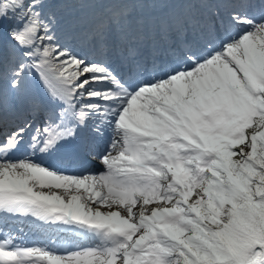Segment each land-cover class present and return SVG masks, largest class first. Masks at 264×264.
I'll use <instances>...</instances> for the list:
<instances>
[{"label": "snow or ice", "instance_id": "snow-or-ice-1", "mask_svg": "<svg viewBox=\"0 0 264 264\" xmlns=\"http://www.w3.org/2000/svg\"><path fill=\"white\" fill-rule=\"evenodd\" d=\"M187 5L196 39L160 72L82 54L111 25L82 38L67 4L0 0V214L87 240L0 233V264H264V0Z\"/></svg>", "mask_w": 264, "mask_h": 264}, {"label": "trees", "instance_id": "trees-1", "mask_svg": "<svg viewBox=\"0 0 264 264\" xmlns=\"http://www.w3.org/2000/svg\"><path fill=\"white\" fill-rule=\"evenodd\" d=\"M166 1L167 0H53V2L56 3L69 5V7L56 9V12L62 25L65 27H72L76 33L79 29L85 30L83 24L86 21L95 22L96 20H103L104 24L111 25L109 18L105 16L106 13L112 18V21H117V18H121L125 22V27L134 26L142 30V27L147 24L146 18H148L149 25L156 24L157 20H159L158 17L155 16L153 10L149 16L146 17V9L149 6L160 9L158 16L165 24L168 21L164 7ZM168 1L170 5H172V10L175 9L173 0ZM97 2L104 5L106 13H102L98 10L95 5ZM195 2H197V0H195ZM184 6L188 15H190L195 8L194 5V7H189L186 4H184Z\"/></svg>", "mask_w": 264, "mask_h": 264}, {"label": "rangeland", "instance_id": "rangeland-1", "mask_svg": "<svg viewBox=\"0 0 264 264\" xmlns=\"http://www.w3.org/2000/svg\"><path fill=\"white\" fill-rule=\"evenodd\" d=\"M188 2L187 3H194V0H187ZM164 7L165 8H167V7H170V5H169V3H167V2H165L164 3ZM156 8V7H155ZM196 11V10H195ZM206 10H204L202 13H204ZM175 15V14H174ZM173 16V15H172ZM176 16V18L178 19V20H180L179 19V16L176 14L175 15ZM174 16V17H175ZM192 18V17H191ZM193 19V18H192ZM193 21V20H192ZM119 23L118 24H122V22H123V20H119L118 21ZM184 24H183V26H186L185 24V22H183ZM100 24H104V22L103 21H100V22H95V27H98V26H100ZM194 25V24H193ZM123 26V25H122ZM192 28H194V27H192ZM87 30H90L88 33H84V31L83 30H81V31H83V32H81V33H79V35L82 37V38H84V37H87L88 36V34H90L91 32H93L94 30H92V29H85V32L87 31ZM124 31H125V33H126V38H122V39H120L119 37H118V44H116V45H114L113 43H111V46H107V48L106 49H99V50H97V47H93L92 45L90 46V50H83V49H81L80 47H77L78 48V50H82V54H84V55H86L88 58H90V59H92L91 57L92 56H97V55H99L98 56V58H97V60H105L106 62H108V63H110V64H112V65H115L116 64V55H115V53H112L111 54V52L112 51H110V50H112V49H114V48H116L117 50L118 49H121V50H128V53H130L128 56H126L125 58L127 59V58H129L130 56H133V53H134V50H139L140 49V44H142L141 42L143 41V39L144 38H142V36L140 35V30H138V29H136L135 28V32L133 33L134 34V36L136 37L135 39H137V40H132L131 41V39H130V37L133 35L132 34V32L134 31V28L133 27H130V31H128V32H126V30L124 29ZM176 31V30H175ZM175 31L173 32V30H171V32L170 33H166L167 35H168V37L170 38V39H172V38H177V37H175ZM123 35V34H122ZM124 36V35H123ZM155 36H156V38H157V40H155V41H157V42H159V41H162V39H167V37H165V36H158V33H156L155 34ZM133 37V36H132ZM146 38V40H148L147 39V37H145ZM148 42V41H147ZM108 44H110V42L108 43ZM154 44H158V43H154ZM172 44V45H171ZM168 43V46L170 47V46H174V48H177L178 50H180L181 48H182V44H180V43H176L175 41L174 42H172V43ZM76 46H77V43H76ZM162 49H165V51L167 50L166 48H162ZM141 52H144V50L143 51H141ZM140 52V53H141ZM139 52L138 53H136L135 54V56H138V54H140ZM135 58V57H134ZM33 88H35V85H33L32 86ZM72 249H74V248H72ZM63 251V250H62Z\"/></svg>", "mask_w": 264, "mask_h": 264}, {"label": "bare ground", "instance_id": "bare-ground-1", "mask_svg": "<svg viewBox=\"0 0 264 264\" xmlns=\"http://www.w3.org/2000/svg\"><path fill=\"white\" fill-rule=\"evenodd\" d=\"M96 168H98V169H101V170H102V165H100V164H99V165H96ZM65 247L67 248V247H70V246H68V245H67V246H65Z\"/></svg>", "mask_w": 264, "mask_h": 264}]
</instances>
